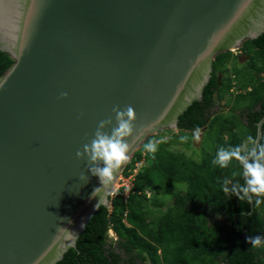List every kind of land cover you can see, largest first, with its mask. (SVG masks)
<instances>
[{
	"label": "water",
	"instance_id": "1",
	"mask_svg": "<svg viewBox=\"0 0 264 264\" xmlns=\"http://www.w3.org/2000/svg\"><path fill=\"white\" fill-rule=\"evenodd\" d=\"M2 1L0 264H57L140 147L204 98L217 57L264 32V0ZM128 106L129 159L97 208L101 182L76 153Z\"/></svg>",
	"mask_w": 264,
	"mask_h": 264
},
{
	"label": "trees",
	"instance_id": "2",
	"mask_svg": "<svg viewBox=\"0 0 264 264\" xmlns=\"http://www.w3.org/2000/svg\"><path fill=\"white\" fill-rule=\"evenodd\" d=\"M240 52L250 57L247 62H241L245 55L231 51L217 57L204 98L179 116V133L161 140L155 154L143 148L136 152L123 175L147 164L137 172L129 197L124 189L117 191L112 209L101 206L76 247L57 264H264V245L253 247L247 240L264 236V204L256 207L254 194L249 203L232 193L233 187L239 191L245 185L239 161L233 159L224 169L212 164L220 147L242 146L244 154L258 140L264 119V32L247 40ZM12 63L0 51V77ZM252 85V92H231L234 86L247 90ZM227 96L233 105L223 112ZM196 129L206 138L199 160L170 148L180 142L197 153L192 146ZM225 180L229 194L221 190ZM111 227L118 240L110 236Z\"/></svg>",
	"mask_w": 264,
	"mask_h": 264
},
{
	"label": "clouds",
	"instance_id": "3",
	"mask_svg": "<svg viewBox=\"0 0 264 264\" xmlns=\"http://www.w3.org/2000/svg\"><path fill=\"white\" fill-rule=\"evenodd\" d=\"M242 47H240L237 50H233L231 52L234 53L235 55L242 54V52H240ZM262 76L264 77V74H262ZM258 85L259 83L257 81L256 86ZM252 91H253V85L247 88V90H238L236 86H234L231 90V92L234 93V95H238L240 93L252 92ZM60 95L62 98L68 97L67 92H61ZM226 100H227L226 102L227 106L231 104L230 106L231 108L233 105L232 102L228 100V97ZM258 107L260 108V106ZM113 111L115 113L116 124L114 127H112L111 134L109 135L105 132H102L101 129L105 128L106 125H110L112 121L110 119L100 120L98 122L95 139L91 141V144H85L83 146V151H77L76 153V156L80 160H83L85 157H87V160L89 162V169H88L89 172L92 175L98 177L101 182L102 185L101 187H97L93 189V192L91 194L93 199H96L97 193L102 190H107L106 195L112 194L114 190V186H112V182L118 176L122 164L128 161L129 154L132 149V145L127 143L125 138L134 135V125L137 119L136 111L132 106H128L127 108L124 109H121L120 107H114ZM263 124H264V119L259 123V127H261V130L260 128L259 130L261 132L259 131L258 140L257 141L252 140V138L250 137L249 139L252 140V147L248 148L244 154H242V146H236L230 149H225L224 147H220L216 152L215 158L212 160L213 165H216L222 169L228 168L230 162L233 159L240 162L243 168V177L245 180V185L241 186L239 188V191H237L236 187H233L231 191L232 193L236 194L239 199L247 200L249 203H252V196L249 194L250 193L254 194L256 196L255 199L256 207H260L262 204H264V143H260L262 139ZM151 137H153V135H151L148 139H150ZM180 139L181 141H184L187 139V137L181 136ZM194 139H196L197 141L200 139L199 129L195 130ZM146 142L143 144L144 151L155 154L158 151L159 141L150 139L148 140L147 143ZM199 158H197L195 161L199 160ZM99 161H103V165H104L103 167L99 166L98 164ZM138 171L139 170L136 168L133 171V173L130 176H128L129 180H131L132 182L131 189L134 187V182ZM123 172L120 176H124ZM82 179L86 181L87 177H82ZM228 183L229 181L225 180L221 185V190L225 194H229V188L227 186ZM120 189L121 187H118V189L116 190L115 187V192L111 196V199ZM241 192L243 193L242 196L239 194ZM147 193L148 196L150 197L151 194L149 192ZM96 200L98 201L96 203V207L98 208L102 201L98 199ZM109 208L112 209V206L110 205ZM81 227H84V225L82 224ZM57 231L60 233L69 232L68 229H65L63 227H59ZM109 234L114 239L116 240L119 239L113 227H111ZM75 237H76V233L71 232V238L74 240ZM247 240L248 243L253 247H260L264 245V236H260V235L249 236Z\"/></svg>",
	"mask_w": 264,
	"mask_h": 264
},
{
	"label": "rangeland",
	"instance_id": "4",
	"mask_svg": "<svg viewBox=\"0 0 264 264\" xmlns=\"http://www.w3.org/2000/svg\"><path fill=\"white\" fill-rule=\"evenodd\" d=\"M233 55H235L233 53ZM249 56L246 55L244 57L241 58V62L242 63H245L247 62V60H249ZM228 97V96H227ZM227 100L225 101H222V104H221V110L223 112H228L230 110V106L231 104H229V106H227L226 104ZM216 110H219L216 108ZM179 132L177 129H168V128H164V129H161L158 133H155L153 135V138L157 141H168L169 139H171L174 135H177ZM206 141V138H205V134L203 132H200V139L197 141L196 139H194V136H193V142H192V146L194 149H197V153H195L192 150L190 149H186L184 147V144H181L180 142H176L174 145H172L170 148L173 149V150H176V151H184L188 156H192L195 160L198 158V154L200 155V149H202V146L204 144V142ZM209 147H211V145H209ZM143 148V145L140 147V149ZM146 162H141L140 164H138V170L145 164ZM147 164V163H146ZM121 179V180H120ZM118 187H121V189H124L125 190V199L129 196L130 194V191H131V187H132V182L131 180H129L128 177L126 176H120L117 184H116V190L118 189Z\"/></svg>",
	"mask_w": 264,
	"mask_h": 264
},
{
	"label": "bare ground",
	"instance_id": "5",
	"mask_svg": "<svg viewBox=\"0 0 264 264\" xmlns=\"http://www.w3.org/2000/svg\"><path fill=\"white\" fill-rule=\"evenodd\" d=\"M1 2L3 3V1L1 0ZM6 3V2H5ZM1 29V28H0Z\"/></svg>",
	"mask_w": 264,
	"mask_h": 264
}]
</instances>
